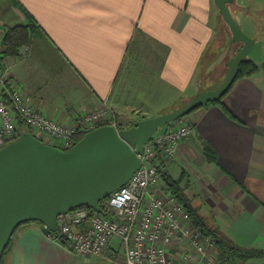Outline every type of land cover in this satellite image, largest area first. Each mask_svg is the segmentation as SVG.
<instances>
[{"label": "crops", "instance_id": "1", "mask_svg": "<svg viewBox=\"0 0 264 264\" xmlns=\"http://www.w3.org/2000/svg\"><path fill=\"white\" fill-rule=\"evenodd\" d=\"M231 6L234 16L246 14L237 0ZM29 15L45 33L0 62L37 110L64 125L104 100L117 109L136 94L139 105L174 102L226 73L228 57L214 50L222 18L215 0H0V55L5 29L27 24ZM255 62L257 72L237 79L223 98L231 115L220 104L197 107L184 116L194 132L157 163L179 180L207 226L264 251V59ZM155 83L160 91H152ZM204 141L215 161L204 154ZM107 254L120 256L117 238ZM91 257L97 256L74 253L30 221L15 231L4 264H110ZM241 264H264V255Z\"/></svg>", "mask_w": 264, "mask_h": 264}, {"label": "built area", "instance_id": "2", "mask_svg": "<svg viewBox=\"0 0 264 264\" xmlns=\"http://www.w3.org/2000/svg\"><path fill=\"white\" fill-rule=\"evenodd\" d=\"M0 86L7 99L0 96V147L17 134V117L38 137L67 149L74 135L114 121L100 122L113 110L105 100L95 109L78 116L74 124L64 125L37 110L32 97L14 83L0 62ZM183 118V117H182ZM168 124L144 144L139 154L141 166L131 178L104 200L101 212L74 208L57 216V235L78 255H93L110 264H221L216 239L194 226L186 206L165 185L157 159L175 154L178 143L194 132L186 121ZM105 212V213H104ZM107 213V214H106ZM114 238L121 246L120 256L109 257ZM227 264H239L233 259Z\"/></svg>", "mask_w": 264, "mask_h": 264}, {"label": "water", "instance_id": "3", "mask_svg": "<svg viewBox=\"0 0 264 264\" xmlns=\"http://www.w3.org/2000/svg\"><path fill=\"white\" fill-rule=\"evenodd\" d=\"M235 0H215L240 47L226 61L219 86L199 92L182 106L158 116L136 120L127 128L103 124L84 133L67 149L54 146L29 131L0 147V264L15 229L39 221L50 235L57 216L86 205L102 211L100 202L123 186L141 166L139 154L160 127H165L197 107L221 98L236 79L239 63L254 46L234 16Z\"/></svg>", "mask_w": 264, "mask_h": 264}, {"label": "trees", "instance_id": "4", "mask_svg": "<svg viewBox=\"0 0 264 264\" xmlns=\"http://www.w3.org/2000/svg\"><path fill=\"white\" fill-rule=\"evenodd\" d=\"M231 9H232V6H231ZM43 33H45V32L37 24V22L34 20V18L31 15H29V20H28L27 24H22V25L19 24V25H14V26L6 28L5 32L3 34V37L1 39V55H0L1 61L8 56L18 54L20 48L23 45H27V44L31 43L35 38L42 36ZM257 70H258V64L253 59H251L247 56L244 60H242L239 63L238 72H237V76H236L235 81L239 78L249 77V76L253 75L255 72H257ZM234 82H233V84H234ZM233 84H232V86H233ZM231 87H230V89H231ZM230 89L218 100L206 103L204 105H208L211 103L220 104L221 107L223 108V110L226 113H228L229 115H231L223 103V98L230 91ZM0 96L3 97L4 99L8 98L5 87L0 86ZM170 123H173V122H170ZM170 123H168V124H170ZM25 131H29L33 135L38 137V135L35 134L24 123V121L18 116L17 117V134L13 138V140L16 139L22 132H25ZM83 135H84L83 132H77L74 135V143L76 141H78L80 138H82ZM202 144H203V151H204V154L206 155L207 159L209 161H215L216 153H215V150L213 149V147L206 141H204ZM161 174L163 177L165 176L162 173V171H161ZM163 179H165L169 190L175 195L176 199L186 206L187 210L190 213L191 221H192L193 225L200 227L203 230V232L205 233V235H211L216 239V249H217L218 257H219L221 264H227L229 261H231L233 259H238L239 261L244 263L248 259H251L253 257H260V256L264 255V251L256 249V248H247V247L239 246V245L235 244L233 241H231L228 237L221 234L219 231L213 229L210 226H207L204 223L202 217L189 204V201L186 198V196L182 190V187L179 185V180L178 179H172L170 177H166ZM104 200L105 199H103L100 202V205L102 208H104ZM76 208H84V209H87L89 211H94L91 207L86 206V205H81V206H78ZM36 222L40 223L39 221H36ZM21 225H19V226H21ZM17 228L15 229V231L17 230ZM15 231L13 232V235H14ZM13 235H12V237H13ZM53 235H57V232L53 233ZM12 237H11L7 247L5 248V250L3 252V255L1 258V264H4L6 256L10 253V251L12 249ZM58 241L61 242L65 246L67 244L66 240H64L62 237H59Z\"/></svg>", "mask_w": 264, "mask_h": 264}, {"label": "rangeland", "instance_id": "5", "mask_svg": "<svg viewBox=\"0 0 264 264\" xmlns=\"http://www.w3.org/2000/svg\"><path fill=\"white\" fill-rule=\"evenodd\" d=\"M238 3L242 4L244 7H241L242 10L245 11L246 14H241L239 12H235V17L238 20L239 24L241 25L243 31L248 34L249 36L256 39V44L253 47V49L249 52L248 57L261 62L262 59H264V39L258 40L257 32L260 29V31L264 30V27L262 26V22L264 21V0H237ZM261 31V32H262ZM216 45L214 46V50H218V52H223L221 57H229L232 55L235 51H237L240 47V44H235L230 46V34L227 25L225 24L224 20L221 18V26L218 29V35H216ZM39 41L34 42L35 48L40 46ZM143 42V41H142ZM142 46H145V44L141 43ZM230 46V47H229ZM213 48V47H212ZM224 50V51H223ZM227 69H225L226 72ZM209 77H212L209 81L202 82V85L199 89L193 88L194 95L198 94L199 92L206 91L212 88H215L220 85L223 78H219L217 80H213V74ZM142 90H148L151 91L152 88L147 86V88H143L142 85H139ZM139 88V89H140ZM133 91L139 92L140 90ZM161 87L159 83H155L153 85V90L160 91ZM151 91V92H152ZM138 96V94H136ZM193 94H185L183 97L177 98L174 102H161L158 100H153L151 103H145L140 104L137 101V96H135V100L133 101L132 98H127L129 103L126 107H119L118 109L116 107L111 106V109L113 110L111 113L106 114L103 119L100 120V122L108 123L110 121H114L117 127L119 128H127L132 125V123L136 120L146 118V117H152V116H158L160 114L169 112L175 108H178L182 106L184 103H186L188 100H190L193 96ZM140 99V97L138 96ZM153 99H156L153 97ZM127 101V102H128ZM136 107V108H135ZM182 123H185V118L183 117L181 120ZM178 124L179 119L173 121V124ZM163 127H160L158 131L162 130ZM91 260L93 263L98 262L97 257H91ZM239 261V260H238ZM242 262L239 261V264ZM98 264V263H97ZM101 264H106L101 263ZM109 264V263H107Z\"/></svg>", "mask_w": 264, "mask_h": 264}]
</instances>
